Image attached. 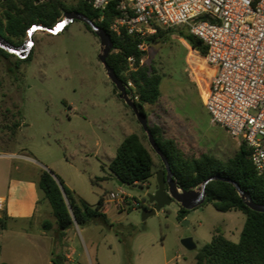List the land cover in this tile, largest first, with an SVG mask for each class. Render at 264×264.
Listing matches in <instances>:
<instances>
[{"label": "rangeland", "instance_id": "rangeland-1", "mask_svg": "<svg viewBox=\"0 0 264 264\" xmlns=\"http://www.w3.org/2000/svg\"><path fill=\"white\" fill-rule=\"evenodd\" d=\"M62 1L67 7L78 2ZM160 29L168 32L164 41L147 45L142 59L162 76V104L156 110L164 115L158 120L153 106L146 105L149 125L160 123L162 138L174 140L187 158L204 153L223 162L231 159L241 142L211 123L204 108L210 72L177 34L176 30L186 28ZM31 39L29 62L20 63L16 55L0 56V177H5V187L9 177L29 178L46 170L91 205L109 193L127 195L122 211L103 200L111 227L75 225L67 232L71 255L65 251L64 240L62 246L58 243L53 226L51 251L67 252L72 261L68 264H194L196 252L211 241L215 229L238 242L245 216L239 211L219 212L208 203L188 211L183 220L177 218L175 202L142 220L143 208L137 203L150 205L146 197L156 190L155 174L162 170V163L132 111L113 94L114 86L97 58L98 39L79 21L69 23L59 34L37 31ZM15 122L19 126L13 130ZM120 125L125 133L139 135L153 159L154 175L142 186H118L110 176L104 144ZM110 151L109 157H114L116 149ZM102 177L107 179L91 184L90 180ZM3 186L0 183V190ZM44 221L54 222V218L40 195L37 216L27 226L42 227ZM14 237L9 233L5 246L0 244V264L22 263L12 247ZM186 239L192 240L194 250L182 245ZM18 247L23 255L30 253L24 242Z\"/></svg>", "mask_w": 264, "mask_h": 264}, {"label": "trees", "instance_id": "trees-1", "mask_svg": "<svg viewBox=\"0 0 264 264\" xmlns=\"http://www.w3.org/2000/svg\"><path fill=\"white\" fill-rule=\"evenodd\" d=\"M73 11L84 14L109 34L113 49L107 58V64L126 86L127 91L132 93V99L137 97V100H134L137 108L147 116L145 106L154 105L160 98L162 76L142 63L145 52L138 50L139 40L124 31L118 35L110 30L111 23L118 16L115 4H110L106 10L99 12L84 0H78L75 7H67L62 0H44L39 4H35L33 0H0V36L13 46L19 47L27 39V32L32 26L52 28L61 21L65 13ZM84 27L94 36L88 26ZM176 32L190 45L194 53L204 58L206 49L198 39L187 30ZM167 33L157 27L155 34L144 38V42L146 45L163 42ZM32 52L31 50L26 58L18 61L29 62ZM0 56L7 58L13 55L0 49ZM18 67L17 64L16 69ZM128 82L132 83L133 88L127 87ZM18 126V122H15L13 130ZM149 129L158 147L165 154L173 178L180 189L190 191L208 178L219 176L238 184L254 203L264 205V175L255 171L249 151L243 143L235 155L225 162L204 153L187 158L174 140L162 138L160 127L149 126ZM108 169L113 180L127 186H142L154 175L150 151L136 134L124 138ZM55 179L61 184L64 195ZM106 179L95 178L90 182L96 185ZM37 189L50 206L56 226L55 234L61 246L67 232L75 225L81 227L100 223L111 227L104 213L103 195L95 205H90L67 188L51 171L46 170L40 172ZM205 194L203 204H211L215 210L223 213L239 211L245 216V222L236 243L224 237L219 229H215L211 241L196 252L194 264H264V213L252 211L245 206L235 188L227 182L209 181L205 186ZM137 206H141L143 210L150 208V205L143 206L140 203H137ZM187 213L188 211L179 207L177 218L183 220ZM7 219L6 213L1 212V231L6 229ZM42 227L49 231L53 228V223L44 221ZM50 262L66 264L67 260L64 253L55 254L52 251Z\"/></svg>", "mask_w": 264, "mask_h": 264}, {"label": "built area", "instance_id": "built-area-1", "mask_svg": "<svg viewBox=\"0 0 264 264\" xmlns=\"http://www.w3.org/2000/svg\"><path fill=\"white\" fill-rule=\"evenodd\" d=\"M84 1L99 12L115 4L118 16L110 30L139 40L141 52L147 48L144 38L157 27H185L198 39L206 49L202 60L210 72L204 108L211 123L243 143L255 171L264 175V0ZM127 87L133 88L132 83ZM126 199L122 191L104 197L119 211ZM5 203L0 198V213Z\"/></svg>", "mask_w": 264, "mask_h": 264}, {"label": "water", "instance_id": "water-1", "mask_svg": "<svg viewBox=\"0 0 264 264\" xmlns=\"http://www.w3.org/2000/svg\"><path fill=\"white\" fill-rule=\"evenodd\" d=\"M1 1H5V0H1ZM73 21H79L83 25L88 26L93 32L94 36L98 39L100 46V53L98 54L97 58L100 64L103 66L108 79L114 86L113 94L118 95V98L122 100L126 104V106L132 111V113L136 118V121L138 122L141 129L146 135V139L150 148L157 155V157L159 158V160L163 165V169L155 174V178H156L155 192L153 194H148L146 197L148 203L150 205H153V207L149 210L142 211V220H145L146 218L155 215L156 212L160 211L165 206H168L171 202L177 203L180 208L186 211H190L192 209L199 207L205 201L206 184L209 181H213V180L230 183L235 188L236 192L238 193L239 197L241 198L245 206H247L252 211L264 213V205H259L254 203L251 197L249 196V194L243 192L238 184L223 177H219V176L210 177L206 181H204L200 186L190 191H184L177 186L173 178L167 158L165 154L162 152V150L158 147L155 139L153 138V135L151 134V131L148 126L147 116L137 108L135 101L132 99V93L127 91L126 86L123 84V82L120 79H118L114 71L107 64V58L113 49V42L111 41L109 34L103 29L99 28L93 21L89 20L84 14L75 11L65 13L63 15L61 22L57 23L52 28H46L43 26H32L27 32L28 39H26L24 43L19 47L13 46L2 36H0V49L11 55H16L20 59H24L29 55L32 49L31 46L33 45V41L31 38L34 32L41 31V32H48L49 34H56L58 32L56 30L57 26H60L62 24V27H64L65 25H68ZM200 45L201 43L198 44V46ZM56 182L62 194L64 195L61 184L57 180ZM117 184L118 186L123 185L120 182H117ZM182 245L188 250L195 249V245L191 239L183 240Z\"/></svg>", "mask_w": 264, "mask_h": 264}, {"label": "crops", "instance_id": "crops-1", "mask_svg": "<svg viewBox=\"0 0 264 264\" xmlns=\"http://www.w3.org/2000/svg\"><path fill=\"white\" fill-rule=\"evenodd\" d=\"M160 90V87H159ZM162 93L160 90V98L157 103L153 106V112L155 118L162 119L161 113H159L157 108L162 104ZM163 111H165V106H162ZM165 113H167L165 111ZM159 114V115H158ZM148 120V119H147ZM149 125V123H148ZM150 126V125H149ZM150 127H160V123H156ZM130 134H136L134 132L125 133V128L123 125H120L118 128L114 130L113 133H110L108 136L107 142L105 145V156L108 158L109 163L112 161L114 157H109L108 154L111 153V149L115 148L117 150L118 146L124 140L125 137ZM139 136V135H138ZM98 146L101 145V139L98 138L97 141ZM17 168H15L16 170ZM19 170V169H17ZM40 175V174H39ZM39 175L29 178H21V177H9L6 184V179L4 176L0 177V183L3 186L2 190H0V198L5 200V209L4 212L7 215L6 221V229L0 230V244L5 246V235L12 234L16 237L13 238L12 247L15 248L14 253L19 254V258H21L20 264H51V250H52V242L50 235V230L45 231L41 225L36 228H31L27 226L32 223L33 219L37 216V207L39 204V197L43 195L37 189V181ZM66 186V185H65ZM69 188L68 186H66ZM73 191L77 196L78 195L73 189L69 188ZM44 199V198H43ZM83 199V198H82ZM84 200V199H83ZM89 204V203H88ZM91 205V204H90ZM1 214V213H0ZM53 226H55L54 222ZM56 229V226H55ZM55 233V232H54ZM69 240L68 234L66 235L65 241V251H69V248L66 247V242ZM20 242H24L25 245L29 246L30 253L22 254V250H20L18 245ZM2 247H0V253L2 252ZM70 255L73 254L74 251H69ZM65 258L67 260L66 264L72 263L70 260V255L67 252L64 253Z\"/></svg>", "mask_w": 264, "mask_h": 264}, {"label": "bare ground", "instance_id": "bare-ground-1", "mask_svg": "<svg viewBox=\"0 0 264 264\" xmlns=\"http://www.w3.org/2000/svg\"><path fill=\"white\" fill-rule=\"evenodd\" d=\"M61 22V21H59ZM62 24L60 26H57L56 30L58 31L56 34H59L60 32L64 31V29L67 27V25H65L64 27H62ZM37 32V31H36ZM35 33V32H34ZM33 35V34H32ZM33 47V45L31 46V48Z\"/></svg>", "mask_w": 264, "mask_h": 264}, {"label": "flooded vegetation", "instance_id": "flooded-vegetation-1", "mask_svg": "<svg viewBox=\"0 0 264 264\" xmlns=\"http://www.w3.org/2000/svg\"><path fill=\"white\" fill-rule=\"evenodd\" d=\"M118 96V95H117ZM153 206V205H152Z\"/></svg>", "mask_w": 264, "mask_h": 264}]
</instances>
